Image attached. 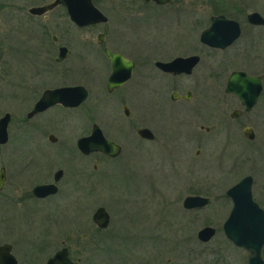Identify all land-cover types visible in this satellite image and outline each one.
I'll return each instance as SVG.
<instances>
[{"label": "rangeland", "instance_id": "obj_1", "mask_svg": "<svg viewBox=\"0 0 264 264\" xmlns=\"http://www.w3.org/2000/svg\"><path fill=\"white\" fill-rule=\"evenodd\" d=\"M52 1L0 0V117L18 109V103L8 99L11 82L24 81V69L43 71L49 65L62 73L49 79L50 84H87V107L92 115L89 120L84 114L82 119H71L67 130L59 134L55 154L46 149V158L45 150L40 149L39 168L48 169L51 162L56 164L54 169L64 170L57 195L45 200L17 197L30 185L21 182V188L14 191L15 179L8 181L0 194V243L12 245L19 264H44L62 243L72 259L81 257L80 264H247V252L226 238L222 225L232 207L226 191L246 175L254 178L253 199L264 206V147L258 146L257 154L241 132L242 123H251L264 140V127L255 121L261 118L264 98L250 118L234 123L232 133L218 123L229 120L236 105L234 97L224 94L229 73H264V32L243 23L239 41L221 51L202 46L199 35L208 27L209 16L221 11L241 22L251 11L264 17V0H173L158 8L152 2L93 0L109 20L82 29L70 22L61 6L44 16L28 13L30 7ZM98 33H105L107 46L123 50L139 63L135 80L114 95L106 92L105 58L96 42ZM52 35L57 37L56 43ZM85 44L89 53L84 52ZM60 45L71 54L56 64ZM193 53L204 57L192 76L158 80L156 89L151 82L136 85L144 61L152 70L156 60ZM147 84L152 86L144 88ZM177 88H189L190 101H171L169 95ZM116 96L129 107V117L124 116ZM83 123L88 125L87 131H82ZM91 123L122 146L120 156L79 155L75 141L90 133ZM201 125L210 131L201 130ZM138 126L149 127L156 140L140 139L135 133ZM38 141L42 145L40 138ZM18 142L14 145L20 149L14 155H9L7 146H0V166L23 165L28 156H34L27 153L23 141ZM252 147L254 155L249 151ZM197 149L200 152L195 155ZM187 195L207 196L212 203L186 210L182 200ZM99 206L110 214L106 229H98L91 219ZM204 226L216 228L207 243L197 239V231Z\"/></svg>", "mask_w": 264, "mask_h": 264}, {"label": "water", "instance_id": "obj_2", "mask_svg": "<svg viewBox=\"0 0 264 264\" xmlns=\"http://www.w3.org/2000/svg\"><path fill=\"white\" fill-rule=\"evenodd\" d=\"M144 2L152 1L157 4H165L171 0H140ZM62 5L69 17V20L79 26L102 24L107 21V16L95 6L92 0H53L50 3L41 6H32L28 9L31 15H43L54 7ZM249 23L264 26V17L258 12H252L247 15ZM240 27L237 22L228 20L223 16L212 17L211 25L203 30L200 35V41L213 48L225 49L238 38ZM102 34L98 35V42H102ZM104 53L112 62V72L109 78L107 89L121 86L126 82L133 71V63L122 55L104 48ZM69 50L66 46L59 48L58 61L67 56ZM199 57L192 55L188 57H176L168 62L156 61L155 65L166 72L190 73L197 64ZM264 75H249L245 71L235 70L228 76L225 91L237 95L246 110L250 109L257 100L261 90V82ZM174 96L176 93L173 94ZM189 94L185 96L188 98ZM85 98V92L81 86L60 87L54 90L46 91L40 101L36 104L35 110H41L53 102H61L66 106H76ZM175 98V97H174ZM48 100L46 103L45 101ZM126 115L129 110L124 106ZM9 122V113H4L0 117V144L7 141V125ZM136 134L145 139H153L154 134L148 127H138ZM245 136L251 137L248 128L244 131ZM76 146L83 154L91 152L101 153L109 157H116L121 154V146L108 139L101 128L95 123L90 135L77 139ZM97 164H94L96 170ZM61 171L56 174L59 178ZM5 181L4 168L0 169V189ZM252 177L244 176L236 184L227 189L232 207L222 225L226 238L234 245L245 249L248 253L247 264H264L262 249L264 247V209L252 197ZM34 194L44 198L48 194L57 192V187L53 184L36 186L33 189ZM212 199L201 195H187L182 200V207L186 210L199 209L210 204ZM92 222L100 229L108 228L110 224V214L104 206L95 209L91 216ZM216 229L212 226H205L198 230L197 238L202 242H208L215 235ZM85 238V234H81ZM10 244L0 245V264H19L16 257L11 252ZM81 257L72 259L67 246L60 247L44 264H79Z\"/></svg>", "mask_w": 264, "mask_h": 264}, {"label": "flooded vegetation", "instance_id": "obj_3", "mask_svg": "<svg viewBox=\"0 0 264 264\" xmlns=\"http://www.w3.org/2000/svg\"><path fill=\"white\" fill-rule=\"evenodd\" d=\"M123 1L127 2V3H130V2H143V3L152 2V1L144 2V1H140V0H123ZM172 1L173 0H171L170 2L165 3V4H157L155 2H152V4H154L157 8L158 7H165L168 4H170ZM59 6L64 8L62 5H59ZM56 7H58V6H56ZM64 10H65V8H64ZM252 12H258V11H251L249 13H252ZM249 13H246V14L244 13L245 14L244 22H241V21H238L233 14L229 15L226 12L221 11V13L209 16L208 27L211 25L212 17H216V16H223L228 20H232V21H235L238 23V25L240 27V34H239L238 38H236L230 46L225 48V49H227V48L231 47L232 45H234V43L239 41V39L242 37L243 29L245 27V25L243 23H245L249 27L258 28V30L260 29L262 32H264V26L263 25H254V24H251L248 22L247 15ZM45 14L33 15V16H44ZM260 15L262 16V14H260ZM108 20H109V17L107 16V21L105 23H107ZM105 23H102V24H105ZM73 25H75V24H73ZM95 25H97V24H95ZM75 26L82 29V28H90L94 25H87V26H83V27H79L77 25H75ZM207 28H205V29H207ZM205 29H203V30H205ZM101 34L103 35L102 36V42L101 43L98 42L97 37H98L99 33L96 35V42L99 46L102 47V53H103L104 58H105L104 70L106 71V74H107L106 75V84H105L106 92L108 95H114V94L118 93L125 85H127L131 81L135 80L134 77H136L135 75H136L137 68L139 67V63L137 62V60H135V59L131 58V56L127 55L126 52H124L123 50H119L116 48L113 49L112 46H111L112 48L107 46L105 43L106 35H105V33H101ZM200 35H201V33H200ZM200 35H199V42L205 48L210 49V50H214V51L225 50V49L213 48V47H210L208 45L203 44L200 41ZM51 40L54 43H56L58 41V39L55 35L51 36ZM61 46H64V45L58 46L56 58L54 59L56 64L62 63L71 54V51L68 49L69 53L67 54V56L65 58H63L62 60L58 61L57 58L59 56V48ZM84 46L86 48V50L84 52L89 53L88 44H85ZM105 47L109 48L111 51H113L117 54L122 55L124 58H126L127 60H129L133 63V71H132L129 79L126 82H124L121 86L113 88L111 91H109L107 89V86H108L109 78H110V75L112 72V62L106 56V54L103 51ZM192 55H197L199 57V60H198L197 64L193 67V69L190 73L181 72V73L173 74L172 72L163 71L162 69H160L159 67H157L155 65V62L159 61V60H156L153 62V69L151 70L147 66L148 62L144 61L145 62V64H143L144 71L142 72L140 77L137 79L138 84H136V83L135 84L140 86L141 83L151 82L155 85L154 87L151 84H147L144 88H148V86L151 85L152 89H154V88L156 89L158 80H164L165 81L169 78L178 80V79H181L183 77L192 76L194 74L196 68L202 63L204 56H202V54H199V53H193V54L186 55V56H178V57H188V56H192ZM176 57H174V58H176ZM48 58H49V56H48ZM174 58H172V59H174ZM172 59H170V60H172ZM170 60H163V61L168 62ZM0 65H1V59H0ZM58 70L59 69H57L56 67L50 66V65L45 67V69L43 71H31V72L28 71V72H26L27 70L24 69V71H23L24 81L14 82V83L11 82V84H13V86L10 89V92L8 93V99H9V102L11 104H13V103L17 104L18 103V106H17L18 109H13V110H9V111L5 112V113H9V122L7 125V141L4 144H0V146H7V150L9 151V155H10V153L14 155L15 151L20 149V145H14V144L15 143L19 144L18 141H20V142L23 141L26 144L24 146V148L27 149V153L28 154H34V156H32V157L28 156L26 163L23 165L18 164V163H8L7 164L8 167L7 166L5 167L4 165L0 166V169L4 168V173H5V181H4L3 187L0 189V194L4 191L8 181H10L12 178L15 179V181H16L15 183H13L14 191H18V189L21 188V182L22 183L27 182V184L30 185V186H28V189L24 191L25 194L22 193L21 196L16 195L17 197H32L36 200H45L46 198L54 197L59 192V186H60V183H61L62 178L64 176V170L62 168L54 169V166L56 164L53 165L50 162L53 159V157L51 160L48 161V162H50V164H49L50 168H48L49 170L47 169L48 166L45 167L44 169L39 168L37 166V164L39 163V158L41 156L40 155V153H41L40 149L45 150V157L46 158H47V154H48L46 149L49 150L50 155L55 154L56 149L59 147V146L56 147V145L59 143V140H60L59 134H62L63 131L65 132L67 130L68 125H70L72 122L71 119H74L76 116H79V118L82 119L83 114H84L85 120H89V118H91V115H92V110H91L90 106L87 107V105H88L87 103H88L89 98H90V91L88 89L87 84L82 83V82H75V83H69V84H64V85H54V84H50L48 82V80L51 79L52 77H56L58 74H62V73L58 72ZM233 71H235V70H233ZM242 71H245V70H242ZM230 73H229V75H230ZM246 73L254 76L253 74H250L248 72H246ZM63 74L66 75L67 73H63ZM85 75L87 76V74H85ZM256 75H264V73L256 74ZM227 79H228V77H227ZM227 79H226V82H227ZM226 82L224 85V94L234 97L236 100V105L230 110V113H229L230 119L226 120V121L222 120L221 122L219 121L218 124L221 128H225L226 132H227V129L230 128V132L232 133L236 129V125L234 123L240 119L243 120L244 118H250V115L260 105L261 101L263 100V98H264V77L262 78L261 90L258 94L256 103L248 110H246L245 106L242 104V102L237 97V95H235L233 93H228L225 91ZM9 84H10V82H9ZM73 86H81V87H83V91L85 92L84 100H82L76 106H66V105L62 104L61 102H53V103L48 104L45 108H43L41 110H38V111L35 110L36 104L40 101V99L43 97V95L46 91L54 90V89H57L60 87H73ZM174 93H176L175 96L173 95ZM188 94H189L188 98H185V96ZM169 98L171 101L188 102L192 98V91L189 88L182 89V90H180V88L173 89L169 95ZM116 100L120 104H122V112H123L124 116L129 117L131 114L130 109L126 104H124L122 97L116 96ZM45 102L47 103L48 100H46ZM124 106H126L128 108L129 115H126V113L124 111ZM261 109H262V107H261ZM251 121L252 120H249L248 122H251ZM255 121L261 122L262 126L264 127V109H262L261 118L258 117ZM222 122H223V124H222ZM83 124H81V126L84 127V129H82V131H87L88 125L86 123H83ZM94 124L95 123H91L90 133H87L85 135H81L78 138L90 135L92 130H93ZM11 127H13V130L11 129ZM77 127H78V124H76L74 126L75 129H71L70 133L73 134L74 131L77 129ZM138 127H146V126H138ZM138 127L135 128V133H136V129ZM199 128L201 130L204 129L206 132L210 131V127H204L203 125H201ZM246 128H248L250 130L251 137L245 136L244 131ZM230 132H227V133H230ZM241 132H242L243 137L245 139H247L251 144H253V147H255L254 151L257 154H259L258 153V146L264 147V140H261V135L260 136H259V134L257 135L256 130L252 126L251 123L250 124L242 123ZM70 133H69V135H71ZM153 134H154L153 139H145V138L139 137L137 134L136 135L142 140H145L148 142H153L156 140V135L154 132H153ZM19 135H21V137L18 139L17 136H19ZM39 138L41 139L43 146L39 143V141H38ZM77 139L75 141V147H76V149H77V151L81 157L87 158L91 154L95 153V152H91L90 154L81 153L76 146ZM33 144H34V146H33ZM253 147L250 148L251 150H249V151H252ZM121 148H122V146H121ZM199 152H200V150L197 149L195 152V155H198ZM37 154H39V156H36ZM252 154L254 155L255 153L252 151ZM120 155H118V156H120ZM104 156H106V155H104ZM118 156H116V157L106 156V157L113 159V158H117ZM33 157H34V159H32ZM37 159H38V161H37ZM8 160L12 161V159L9 157H8ZM93 170H95L94 164H93ZM58 171H61V174H60L59 178L56 179L55 176H56ZM253 175H254V173H253ZM253 182H254V178L252 177L251 191H252V187H253ZM45 184L55 185L57 187V192L54 194H48V195L44 196V198H40V196H37L36 194H34L33 189L36 186L45 185ZM227 197H229V196L227 195ZM252 197H256L253 195V191H252ZM211 203H212V201H211ZM210 204H208L207 206H209ZM262 204L263 203H261V202L258 203V205L262 209H264V206H262ZM207 206H205V207H207ZM192 210H195V209H192ZM198 241H200V240L198 239ZM200 242H202V241H200ZM202 243H207V242H202ZM2 244H10V243H8V242L0 243V245H2ZM62 245H63V243H62ZM234 246L238 247L236 245H234ZM11 247H12V245H11ZM238 248H241V247H238ZM11 252H12V249H11Z\"/></svg>", "mask_w": 264, "mask_h": 264}, {"label": "trees", "instance_id": "obj_4", "mask_svg": "<svg viewBox=\"0 0 264 264\" xmlns=\"http://www.w3.org/2000/svg\"><path fill=\"white\" fill-rule=\"evenodd\" d=\"M99 229V228H98Z\"/></svg>", "mask_w": 264, "mask_h": 264}]
</instances>
